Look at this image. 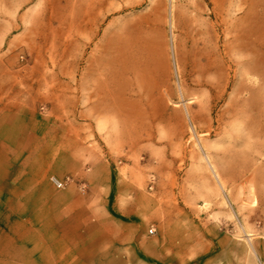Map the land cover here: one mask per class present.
Masks as SVG:
<instances>
[{
    "label": "rangeland",
    "instance_id": "374dc122",
    "mask_svg": "<svg viewBox=\"0 0 264 264\" xmlns=\"http://www.w3.org/2000/svg\"><path fill=\"white\" fill-rule=\"evenodd\" d=\"M14 82L73 98L68 183L131 203L154 242L264 264V0H0Z\"/></svg>",
    "mask_w": 264,
    "mask_h": 264
},
{
    "label": "crops",
    "instance_id": "0c3cea01",
    "mask_svg": "<svg viewBox=\"0 0 264 264\" xmlns=\"http://www.w3.org/2000/svg\"><path fill=\"white\" fill-rule=\"evenodd\" d=\"M38 90L14 82L0 92V264H228L213 262L226 246L216 244L201 258L183 238L154 242L133 205L116 195L109 211L103 196L72 182L56 187L50 177L74 171L67 159L74 101L40 102ZM162 232L179 237L185 229Z\"/></svg>",
    "mask_w": 264,
    "mask_h": 264
},
{
    "label": "built area",
    "instance_id": "2783aa9c",
    "mask_svg": "<svg viewBox=\"0 0 264 264\" xmlns=\"http://www.w3.org/2000/svg\"><path fill=\"white\" fill-rule=\"evenodd\" d=\"M50 180L53 182V184L56 186V187H63L68 181H70V178L68 176H65L63 177V179L59 180V179H56L54 177H50ZM78 188L80 191H84L85 187L84 185H82V183L78 184ZM147 233L148 234H152L153 233V229L152 228H148L147 229Z\"/></svg>",
    "mask_w": 264,
    "mask_h": 264
},
{
    "label": "bare ground",
    "instance_id": "6f19581e",
    "mask_svg": "<svg viewBox=\"0 0 264 264\" xmlns=\"http://www.w3.org/2000/svg\"><path fill=\"white\" fill-rule=\"evenodd\" d=\"M221 26V25H220ZM226 26V25H225ZM216 27V26H215ZM218 27V26H217ZM219 30V29H218ZM216 32V31H215ZM223 32V31H222ZM217 33V32H216ZM221 39V38H220ZM187 40V39H186ZM217 40V39H216ZM221 42V40H220ZM217 47V46H216ZM218 48V47H217ZM221 50V49H220ZM203 53V52H202ZM223 54V53H222ZM226 54V53H225ZM203 57V56H202ZM225 59V58H224ZM201 60V59H200Z\"/></svg>",
    "mask_w": 264,
    "mask_h": 264
}]
</instances>
